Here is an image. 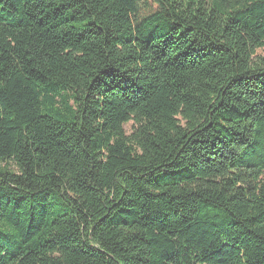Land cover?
I'll use <instances>...</instances> for the list:
<instances>
[{"label":"trees","instance_id":"16d2710c","mask_svg":"<svg viewBox=\"0 0 264 264\" xmlns=\"http://www.w3.org/2000/svg\"><path fill=\"white\" fill-rule=\"evenodd\" d=\"M262 49L264 0H0V264H264Z\"/></svg>","mask_w":264,"mask_h":264},{"label":"rangeland","instance_id":"374dc122","mask_svg":"<svg viewBox=\"0 0 264 264\" xmlns=\"http://www.w3.org/2000/svg\"><path fill=\"white\" fill-rule=\"evenodd\" d=\"M257 54H258L259 56H264V49L259 50V51L257 52ZM132 129H133V125H132L131 123H128V124H126V125L124 126V131H125V133H126L127 135H130V134H131Z\"/></svg>","mask_w":264,"mask_h":264}]
</instances>
